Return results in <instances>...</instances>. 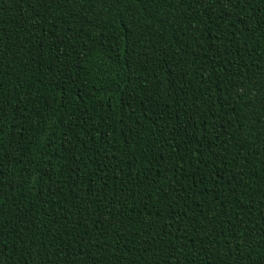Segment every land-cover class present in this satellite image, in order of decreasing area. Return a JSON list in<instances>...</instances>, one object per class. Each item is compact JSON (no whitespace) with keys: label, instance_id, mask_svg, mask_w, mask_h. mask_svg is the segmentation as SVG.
I'll list each match as a JSON object with an SVG mask.
<instances>
[{"label":"trees","instance_id":"1","mask_svg":"<svg viewBox=\"0 0 264 264\" xmlns=\"http://www.w3.org/2000/svg\"><path fill=\"white\" fill-rule=\"evenodd\" d=\"M0 264H264V0H0Z\"/></svg>","mask_w":264,"mask_h":264}]
</instances>
